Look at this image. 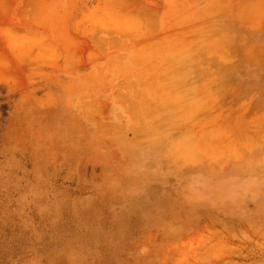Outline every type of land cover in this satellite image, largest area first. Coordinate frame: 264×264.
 I'll use <instances>...</instances> for the list:
<instances>
[{"label":"rangeland","instance_id":"1","mask_svg":"<svg viewBox=\"0 0 264 264\" xmlns=\"http://www.w3.org/2000/svg\"><path fill=\"white\" fill-rule=\"evenodd\" d=\"M0 264H264V0H0Z\"/></svg>","mask_w":264,"mask_h":264},{"label":"bare ground","instance_id":"2","mask_svg":"<svg viewBox=\"0 0 264 264\" xmlns=\"http://www.w3.org/2000/svg\"><path fill=\"white\" fill-rule=\"evenodd\" d=\"M247 15H248V14H247ZM247 15H246V16H247ZM166 79H167V78H166ZM170 91H171V90H170ZM173 94H174V93H173ZM141 96H142V95H141ZM187 100H188V99H187ZM163 102H167V101L164 100ZM181 105H182V104H181ZM181 105H180V106H181ZM165 107H166V106H165ZM165 107L163 106L164 109H165ZM191 112H192V111H191ZM191 112H189V113L191 114ZM195 112H196V111H195ZM185 113H186V112H185ZM184 117H185V116H184ZM185 118H186V117H185ZM187 119H188V118H187ZM187 119H185V120H187Z\"/></svg>","mask_w":264,"mask_h":264}]
</instances>
